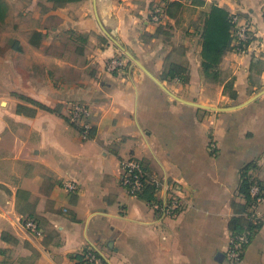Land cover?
<instances>
[{
    "label": "crops",
    "instance_id": "0c3cea01",
    "mask_svg": "<svg viewBox=\"0 0 264 264\" xmlns=\"http://www.w3.org/2000/svg\"><path fill=\"white\" fill-rule=\"evenodd\" d=\"M5 1L0 264H76L88 247L109 264H264V0H96L105 29L169 93L103 32L94 0ZM212 6L237 15L240 25L250 21L254 41L245 52L232 41L205 74L200 32ZM117 58L123 65L115 74L109 65ZM175 65L187 72L171 79ZM73 103L91 109L89 139L68 120ZM128 157L172 186L183 201L177 215L163 218L151 206L163 192L134 197L121 185ZM246 174L261 190L256 208L241 191ZM254 210L261 227L231 263L236 224L254 223ZM28 219L39 235L26 229Z\"/></svg>",
    "mask_w": 264,
    "mask_h": 264
},
{
    "label": "built area",
    "instance_id": "2783aa9c",
    "mask_svg": "<svg viewBox=\"0 0 264 264\" xmlns=\"http://www.w3.org/2000/svg\"><path fill=\"white\" fill-rule=\"evenodd\" d=\"M161 8H157L153 12V19L156 22L161 20ZM232 28V41L235 47L240 52H245L250 48L251 43L254 41L253 25L250 21L239 24L237 15H231ZM122 61L114 59L110 65L111 72H118L122 68ZM91 109L88 105L83 103H73L70 107L68 120L71 124L76 125L81 133L83 139H89L92 131L91 124ZM120 183L125 187L129 194L134 197H139L145 190L148 184L155 188V194L163 192V198L156 201H151V206L164 217H173L179 213L183 208V201L181 198L172 191V186L165 180L155 176H149L143 168L142 163L135 157L124 158L120 162ZM69 191H75L77 186L74 183L66 184ZM251 194L255 198V208L262 201V194L259 186L252 185ZM251 219L254 224L259 223L261 220L260 214L254 210L251 214ZM24 226L26 229L40 234L36 222L32 219L25 221ZM251 233L244 231L234 234L229 242V247L226 257L229 262L236 263L242 259L245 248L249 245ZM81 259L76 260V264H109V260L101 255L95 248L88 247L81 255Z\"/></svg>",
    "mask_w": 264,
    "mask_h": 264
},
{
    "label": "trees",
    "instance_id": "16d2710c",
    "mask_svg": "<svg viewBox=\"0 0 264 264\" xmlns=\"http://www.w3.org/2000/svg\"><path fill=\"white\" fill-rule=\"evenodd\" d=\"M55 4H65L67 2H73L77 0H50ZM170 7H175L177 10L181 7L179 2H171ZM9 7L5 0H0V23H2L8 15ZM169 14H172L170 8L168 9ZM203 28L201 29V39H202V66L205 74L210 71H215L223 54L231 48L232 42V28L231 15L227 10L219 6H212L208 13H205L203 17ZM38 32H35L34 35H38ZM187 69L182 65L171 66L167 72V76L171 79L176 77H183V74H186ZM116 74V72H114ZM21 99H24L33 105L37 106L40 109H43L48 112L56 113V110H53L39 102L31 100L29 98L20 96ZM253 185V178L251 175L246 174L243 176V184L241 186L242 194L245 196L247 207L254 208L255 198L251 195V187ZM144 195L150 193L151 196L155 193V188L147 187L144 190ZM261 227V224L250 223L247 228H242L239 224H236V233H241L244 231H249L251 233L250 241L252 240L254 234ZM235 233V234H236ZM4 238V234H3ZM80 256L78 259H81Z\"/></svg>",
    "mask_w": 264,
    "mask_h": 264
},
{
    "label": "water",
    "instance_id": "95a60500",
    "mask_svg": "<svg viewBox=\"0 0 264 264\" xmlns=\"http://www.w3.org/2000/svg\"><path fill=\"white\" fill-rule=\"evenodd\" d=\"M94 11H95V15L96 18L99 21V25L101 27V29L103 30V32L109 37V39L123 52V54L128 57L133 63L134 65H136L139 69H141L149 78H151L153 81H155L158 85H160L161 87H163L166 91L167 89L163 86V84L159 81L158 78H156L137 58H135L117 39H115L103 26L101 20L99 19V15L97 13V4H96V0H94ZM169 93V91H167ZM171 94V93H170ZM174 96V95H173ZM176 99L186 103V104H191V105H195L197 107L200 108H204V109H212V110H216L217 108L214 107H210V106H206L200 103H195V102H189L183 99H180L179 97L174 96Z\"/></svg>",
    "mask_w": 264,
    "mask_h": 264
},
{
    "label": "rangeland",
    "instance_id": "374dc122",
    "mask_svg": "<svg viewBox=\"0 0 264 264\" xmlns=\"http://www.w3.org/2000/svg\"><path fill=\"white\" fill-rule=\"evenodd\" d=\"M201 20H202V19H199V18H198V19L196 20V23L199 24V23L201 22ZM17 27H19V26H14V29H16ZM194 27H195V29H197V28H199V25H196V24H195ZM0 28H3V29H4L5 27H0Z\"/></svg>",
    "mask_w": 264,
    "mask_h": 264
}]
</instances>
